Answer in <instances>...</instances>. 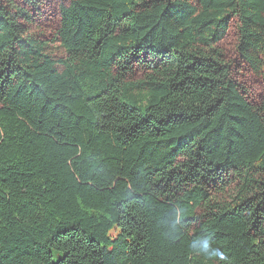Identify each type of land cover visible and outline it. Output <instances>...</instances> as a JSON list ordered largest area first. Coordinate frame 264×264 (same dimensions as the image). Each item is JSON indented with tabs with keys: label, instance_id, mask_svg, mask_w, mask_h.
Segmentation results:
<instances>
[{
	"label": "trees",
	"instance_id": "obj_1",
	"mask_svg": "<svg viewBox=\"0 0 264 264\" xmlns=\"http://www.w3.org/2000/svg\"><path fill=\"white\" fill-rule=\"evenodd\" d=\"M0 264H264V0H0Z\"/></svg>",
	"mask_w": 264,
	"mask_h": 264
},
{
	"label": "clouds",
	"instance_id": "obj_2",
	"mask_svg": "<svg viewBox=\"0 0 264 264\" xmlns=\"http://www.w3.org/2000/svg\"><path fill=\"white\" fill-rule=\"evenodd\" d=\"M182 214H183V210L181 211V215L177 218V222H179V220L182 219ZM191 248L195 249V245L191 244ZM208 248H209V243L207 242V240H205L202 242L200 250H193V253L196 255H202V253L207 252ZM208 258L214 261H224L225 254L220 249H213L212 253Z\"/></svg>",
	"mask_w": 264,
	"mask_h": 264
}]
</instances>
